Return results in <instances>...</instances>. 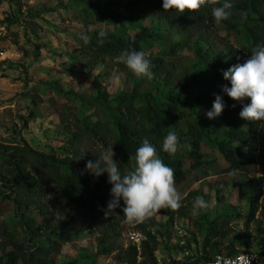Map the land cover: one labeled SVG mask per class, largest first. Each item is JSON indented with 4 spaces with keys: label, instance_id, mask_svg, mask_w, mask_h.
I'll return each instance as SVG.
<instances>
[{
    "label": "trees",
    "instance_id": "16d2710c",
    "mask_svg": "<svg viewBox=\"0 0 264 264\" xmlns=\"http://www.w3.org/2000/svg\"><path fill=\"white\" fill-rule=\"evenodd\" d=\"M157 16L163 18L171 26L178 25H213L211 6H203L198 11L180 14L175 10L164 12L163 0H147ZM234 7L233 15L221 23L225 25L242 44L243 51L236 52L228 59L212 57L207 52H201L199 41L196 42L197 69L200 66L216 69L215 83L230 87V82L224 80L223 71L230 66L242 64L249 58L252 49L257 45L264 46V0H231ZM139 2L128 3L126 10H132ZM128 5L131 8L127 7ZM142 7V6H141ZM247 13L242 19L239 13ZM77 17L86 27L84 34L89 42L80 40V50L97 58L117 57L124 50L135 49L150 54L154 43L161 39L160 31L145 26L126 25L121 27L115 23L112 27L98 23L87 7H82ZM18 19L6 14L2 23L17 22ZM99 24V25H98ZM104 29L106 37L101 41L98 33ZM181 42L169 46L173 54ZM151 71L160 74L166 70V62L162 57H153ZM183 80H185L183 78ZM209 84L210 81H203ZM138 84L135 81L134 86ZM193 83L185 81L181 91L193 96ZM96 97L103 102L102 119L97 115L86 114L82 104L85 100L79 98V103L70 99L68 93H63L68 99L57 102L54 97L48 101L59 112V122L63 131V142L57 147L45 145V149L30 146L26 143L4 145L0 150V216L12 207L17 225L11 226L5 220H0V264H56L55 256L63 244L79 238L77 233H69L65 225L50 228L46 221L37 223L38 216L48 213L61 214L69 209L82 212L83 219L88 222H98L103 226L97 237L98 250L109 253L112 251L114 230L123 224H128L120 209L109 216L103 217L99 209L105 208L111 199V185L107 182V173L95 177L85 172L86 162H95L97 157L112 147L122 174L131 170L132 161L129 157L147 140L157 149L158 157L175 170V182L185 178V165L182 153L169 155L162 151V142L169 131H174L184 151L192 160V167L203 165L201 142L217 150L228 161L229 170L249 171L258 163H264V121H244L239 118L240 106H234L222 91L211 95L197 94L190 99L180 94L170 93L155 96L151 93L122 92L110 98L106 90L96 88ZM215 95L223 97L225 108L222 114L214 119L203 122L199 115L200 107L206 102L213 103ZM73 96V95H72ZM247 102H249L247 100ZM168 103V105H164ZM34 117L29 110L22 116L24 124ZM94 118V119H93ZM95 143L96 149L87 152L84 143ZM86 152V153H85ZM239 195L247 203L246 225L254 221L258 211V201L263 191L264 173L257 178L242 179L238 184ZM121 206L122 202H121ZM158 213L170 218L174 210L165 208ZM227 216L215 217L207 226L202 250L195 260L186 264H199L209 261L215 254L234 255L247 250H236L234 242L219 246L229 234ZM137 228L146 235L139 246L128 243L120 257L125 264H169L158 262L155 251L158 237L153 230V222L148 219L137 223ZM263 252L264 239L257 242ZM243 246L246 245L243 242ZM242 247V246H241ZM193 256V255H192ZM191 256V257H192ZM190 258V257H187ZM65 264H78L71 260ZM94 264V261L86 262Z\"/></svg>",
    "mask_w": 264,
    "mask_h": 264
},
{
    "label": "rangeland",
    "instance_id": "374dc122",
    "mask_svg": "<svg viewBox=\"0 0 264 264\" xmlns=\"http://www.w3.org/2000/svg\"><path fill=\"white\" fill-rule=\"evenodd\" d=\"M135 2L139 4L132 10L124 9L128 3ZM82 7H87L102 26L112 27L117 23L121 27L136 25L160 31L162 38L154 43L148 56L150 59L162 57L166 70L153 74L151 79L137 77L117 62L116 57L97 58L81 51L80 35L86 27L77 13ZM6 14L18 21L2 23ZM197 41L199 53L207 52L212 57L228 59L243 51L240 40L222 23L171 26L157 16L147 0H0V51L4 52L0 62V150L4 145L17 143L43 150L45 145H60L63 131L59 112L48 98L61 102L68 99L63 93H68L75 103H79V98L85 100L82 104L85 113L102 119L103 102L96 97L97 86L106 90L110 98L122 92H148L155 96L175 93L187 99L197 94L221 92L223 84L215 83L214 77L219 71L204 66L196 68ZM176 42L181 45L173 54L169 53V46ZM186 80L193 83V96L180 92ZM135 81L138 84L134 86ZM203 81L210 83L206 85ZM232 102L241 108L243 103H248L247 99ZM211 107L209 102L200 107L198 115L203 122L209 120L205 113ZM29 110L34 112V117L24 124L21 117ZM96 146L87 141L84 150L90 152ZM201 151L203 165L192 167V158L183 147L178 149L185 165V178L175 182L182 197L181 207L174 210L171 218L157 213L150 219L158 237L155 251L158 262L186 264L195 260L202 250L208 223L221 216L229 219V234L219 248L228 242L236 243V250L261 248L257 242L264 239V185L254 221L246 225L248 206L240 197L237 184L242 179L262 175L264 163L256 164L247 172L229 170L228 161L217 150L201 142ZM198 197L209 204L207 209L194 208ZM83 217L81 211L73 208L36 218L39 224L46 221L50 228L65 225L67 232L79 234L77 240L62 245L55 263L76 260L78 264H86L93 260L94 264H125L120 257L129 243L128 232L138 230V224L119 225L114 230L113 249L106 253L98 250L97 245L103 226ZM0 220L17 225L12 207L4 211ZM181 242L193 253L192 260L182 255ZM243 242L248 246H243Z\"/></svg>",
    "mask_w": 264,
    "mask_h": 264
},
{
    "label": "clouds",
    "instance_id": "9594fccd",
    "mask_svg": "<svg viewBox=\"0 0 264 264\" xmlns=\"http://www.w3.org/2000/svg\"><path fill=\"white\" fill-rule=\"evenodd\" d=\"M211 6V16L216 24L228 20L234 7L231 0H163L164 12L175 10L180 14L198 11L203 6ZM242 19L247 13H239ZM107 33L101 29L98 33L101 41ZM80 39L85 43L89 37L81 33ZM117 62L124 64L137 77L151 79L152 63L148 54L129 47L116 57ZM224 80L230 82V87L223 86L222 92L233 101L243 103L239 118L244 121H264V46L257 45L252 49L248 59L242 64L229 67L222 73ZM235 105H233L234 107ZM225 103L221 95H215L211 110L205 113L208 119L219 117L224 111ZM181 145L178 135L169 131L162 142V151L174 155ZM86 153V152H85ZM115 153L112 147L102 152L95 162L89 160L85 165V172L99 177L107 173V182L111 185L110 197L105 208L99 209L103 217L116 212L123 213L128 223H144L159 211L168 208L178 210L181 207V194L175 186V170L165 164L157 155V149L144 140L135 154L129 157L132 161L131 170L122 174L117 162L113 159ZM121 202L122 205L121 206ZM194 208L207 209L209 204L198 197L194 201Z\"/></svg>",
    "mask_w": 264,
    "mask_h": 264
},
{
    "label": "built area",
    "instance_id": "2783aa9c",
    "mask_svg": "<svg viewBox=\"0 0 264 264\" xmlns=\"http://www.w3.org/2000/svg\"><path fill=\"white\" fill-rule=\"evenodd\" d=\"M4 52L0 51V62L4 59ZM151 233H153V229H150ZM146 239V235L140 230H131L128 232V241L131 244L136 245L139 249V246L143 240ZM182 245V255L184 257H190L193 253L190 252V249L183 242L180 243ZM199 264H264V248L263 252L257 251H243L238 252L234 255H226L217 253L215 254L209 261L199 263Z\"/></svg>",
    "mask_w": 264,
    "mask_h": 264
}]
</instances>
